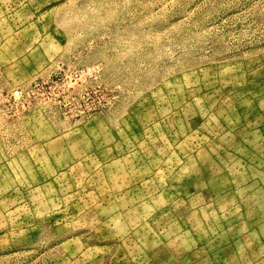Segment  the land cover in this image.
Wrapping results in <instances>:
<instances>
[{"label": "rangeland", "instance_id": "374dc122", "mask_svg": "<svg viewBox=\"0 0 264 264\" xmlns=\"http://www.w3.org/2000/svg\"><path fill=\"white\" fill-rule=\"evenodd\" d=\"M0 264H264V0H0Z\"/></svg>", "mask_w": 264, "mask_h": 264}]
</instances>
